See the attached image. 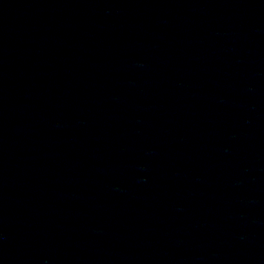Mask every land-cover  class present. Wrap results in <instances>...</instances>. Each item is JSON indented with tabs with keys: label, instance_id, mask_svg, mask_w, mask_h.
Instances as JSON below:
<instances>
[{
	"label": "water",
	"instance_id": "obj_1",
	"mask_svg": "<svg viewBox=\"0 0 264 264\" xmlns=\"http://www.w3.org/2000/svg\"><path fill=\"white\" fill-rule=\"evenodd\" d=\"M0 264H264V0H74L0 93Z\"/></svg>",
	"mask_w": 264,
	"mask_h": 264
}]
</instances>
